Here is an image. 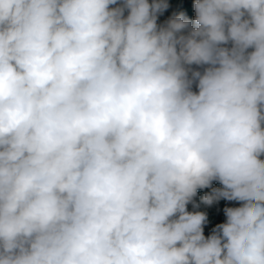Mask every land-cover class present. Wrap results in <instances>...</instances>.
<instances>
[{"label":"clouds","instance_id":"1","mask_svg":"<svg viewBox=\"0 0 264 264\" xmlns=\"http://www.w3.org/2000/svg\"><path fill=\"white\" fill-rule=\"evenodd\" d=\"M168 7L0 0V264H264V0Z\"/></svg>","mask_w":264,"mask_h":264},{"label":"trees","instance_id":"2","mask_svg":"<svg viewBox=\"0 0 264 264\" xmlns=\"http://www.w3.org/2000/svg\"><path fill=\"white\" fill-rule=\"evenodd\" d=\"M151 2V0H150ZM194 2L195 0H167V3L169 7L164 11V14L158 17L157 23L158 25H165L166 22L173 17L174 15H177L179 13H184L185 16L189 20H194L195 18V11H194ZM163 17V18H162ZM194 69L201 70V68H197V66L193 65L192 66ZM193 91H197L195 84L193 85ZM213 188H219L221 185L219 184L218 181H213L212 183ZM211 192V188H205V189H198L197 190V195L194 198V201L196 204L199 205L198 208H194L193 204L188 205V211H203L205 210L208 206L204 205L201 203V198L206 194Z\"/></svg>","mask_w":264,"mask_h":264},{"label":"rangeland","instance_id":"3","mask_svg":"<svg viewBox=\"0 0 264 264\" xmlns=\"http://www.w3.org/2000/svg\"><path fill=\"white\" fill-rule=\"evenodd\" d=\"M160 14L158 17H160ZM163 18V17H162ZM239 206V203L236 201H226V200H219L218 202L212 204L211 206H208L204 212L208 215V221L204 226V234L207 237L212 233L213 228L219 223H223L226 219L224 215V208L225 207H237Z\"/></svg>","mask_w":264,"mask_h":264}]
</instances>
